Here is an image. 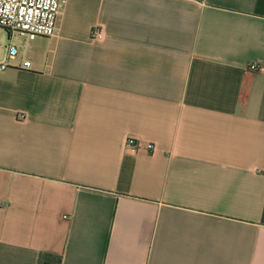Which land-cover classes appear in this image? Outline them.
Instances as JSON below:
<instances>
[{"label":"crops","instance_id":"obj_1","mask_svg":"<svg viewBox=\"0 0 264 264\" xmlns=\"http://www.w3.org/2000/svg\"><path fill=\"white\" fill-rule=\"evenodd\" d=\"M59 26L0 29V264H264V0H69Z\"/></svg>","mask_w":264,"mask_h":264},{"label":"built area","instance_id":"obj_2","mask_svg":"<svg viewBox=\"0 0 264 264\" xmlns=\"http://www.w3.org/2000/svg\"><path fill=\"white\" fill-rule=\"evenodd\" d=\"M69 0H0V29L11 34L24 35L29 40L38 37L53 38L60 33L59 20ZM103 34L102 27H95L92 36L97 38ZM19 48L9 42L6 46L0 45V70L9 67V61L18 56ZM22 68H30L31 61L23 58ZM250 71H264V65L253 62L248 66ZM23 113L18 114V119H24ZM125 148L136 153L142 146L134 137H128ZM145 149L154 150L153 144H148Z\"/></svg>","mask_w":264,"mask_h":264},{"label":"trees","instance_id":"obj_3","mask_svg":"<svg viewBox=\"0 0 264 264\" xmlns=\"http://www.w3.org/2000/svg\"><path fill=\"white\" fill-rule=\"evenodd\" d=\"M40 264H50V263H48L46 261H42Z\"/></svg>","mask_w":264,"mask_h":264}]
</instances>
